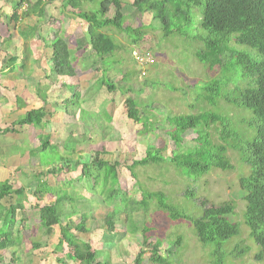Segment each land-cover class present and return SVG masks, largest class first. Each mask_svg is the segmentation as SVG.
I'll return each instance as SVG.
<instances>
[{
  "label": "rangeland",
  "instance_id": "374dc122",
  "mask_svg": "<svg viewBox=\"0 0 264 264\" xmlns=\"http://www.w3.org/2000/svg\"><path fill=\"white\" fill-rule=\"evenodd\" d=\"M35 1L30 0L31 3ZM119 1L123 5L121 10L124 15L123 26H130L131 29L142 26L141 33H144L145 38H142L144 41L141 44L135 46L127 35L116 33L112 29L103 30L102 32L112 39L116 47L112 53L110 62L113 64L109 65L110 68L100 62L93 63V52L87 46L86 25L74 17V11L61 6L64 0H41V6L38 7L39 11L35 15L27 19L21 18L16 23L9 22L8 18L5 19L8 21L7 25L10 24L11 38H17L13 32V27L17 25L21 32L33 29L30 34H26L29 37L27 36L25 45L22 44L23 48L29 45L31 38H35L43 43V46L47 45V49L51 52L48 44L53 36L52 33L59 29L57 38L65 40L69 47L68 57L75 61L70 63L68 70L73 71L74 74H81L82 71L79 72V70H82L81 65L83 64L86 66L85 70L88 71H91L94 65L99 69L95 71L93 81L88 85L91 86L90 90L80 94L82 99L85 97L87 100L83 108L88 111V113H82V122L78 117L77 123L69 118L63 126L53 127V130L57 129L52 133L49 132L53 148L43 153L38 151L35 157L38 166L36 162H32L27 169L23 166L19 167L21 176L19 175L18 178H22L19 179L17 186L23 188L25 197L13 195L11 203L19 201L25 209L15 213V228L20 230V244L8 252L0 250L3 259L0 264L10 263L11 252L14 249L16 257H19V259L16 258L14 264H74L64 258L67 252L65 248L59 252L54 249L57 243L58 228H53L54 236L51 238L42 234L39 228L38 210L34 206L49 204L52 202V197L44 196L37 203L31 195V190L37 181L35 173L45 171L49 165L55 164L58 157L54 153L66 157V150L69 153L74 150L73 158L79 156L81 161L87 162L95 157L96 152L103 153L99 158L115 166L120 189L126 198L130 197L128 202L132 206H128L134 209L132 220L139 232L137 234L126 233L124 216L119 214L114 221L117 228L116 233L119 236L110 238L102 228V220L107 211L116 208V202L110 204L109 207L104 206L98 190L93 187V176L89 179L85 177L77 182L78 170L71 162L66 166V172H62L58 177L45 176V178L42 176L49 186L63 183L60 188H65V191L74 199L72 205L78 214L90 215L86 222L89 234L84 236L75 234L81 240L89 242L92 249L100 253L98 258L100 261H107L109 264H134V259L138 256V264H159L158 259H166L167 264H218L219 262L220 264H264V262H256L253 259L257 248L248 238V231L242 224L246 206L238 186V178L246 172V169L240 166L241 155L238 151L240 147L246 146L253 139L257 125L251 122L252 116L249 111L233 106L228 107L224 102L219 103L217 98L214 99V107L208 103L202 102L201 104V100L196 99L201 95L204 86L208 84L219 83L220 96L223 97L235 90L243 89L249 79L242 77L239 70L229 64L208 70L197 62L194 52L199 50L201 45L192 39L195 35L193 29L199 24L195 13L191 14L192 30L185 31L186 35L183 36V32L179 30L176 34L163 35L160 25H157L159 22L153 23L152 14L145 12L138 15L131 6L133 0ZM6 2L8 5H4ZM14 2L17 0H0V17L6 12L10 14ZM98 4L99 0H96L95 7L82 3L80 8L91 12L97 8ZM23 7L18 10L19 15L24 11L25 6ZM113 11V8H110L108 18L113 15ZM181 27L180 25L178 28ZM169 31H175L174 26L170 27ZM8 41L9 39L6 40ZM56 41H51L50 44L55 43L54 48L60 51ZM238 48L246 51L244 48ZM134 49H148L154 58L155 63L148 68L145 77H140L138 68L131 57ZM247 53L252 58H257L254 52L247 50ZM49 62H51L50 59ZM108 70L111 72L106 74ZM51 72L55 77L53 71ZM104 76L111 82L115 92L108 94L106 89L100 85V80ZM61 78L71 79L68 76ZM70 95L71 92L68 93V97ZM54 99L58 100L57 106L52 102L54 113L64 112L63 106L66 105L59 104L61 94L56 93L52 97V100ZM73 100L76 101V98ZM128 101L136 104L135 109L139 119H143L144 115L147 116L153 130L146 131L140 125L126 119ZM70 104L68 108L73 109L75 103ZM199 108L222 117L223 124L209 127L207 133L211 147L220 145L226 149L224 160L226 167L212 169L202 177L195 178L184 176L181 170L170 168L167 164L174 151L173 142L170 139L173 130L169 117L191 115ZM41 133L44 134L45 131L41 130ZM227 133L229 136L224 137ZM195 138L196 134L193 131H188L183 135L179 145L180 152L191 149L195 145ZM152 148H164L161 155L165 161L163 160L162 164L156 166L133 168L136 178L130 177L127 167L134 161L146 159L153 151ZM30 150L31 148L27 152L29 153ZM40 161L42 162L39 163ZM99 185L102 186L101 183ZM144 191L162 193L167 205L191 219L200 216V202L205 201L207 207L228 204L232 207L229 220L240 224V236L225 243L223 246L225 254L222 259L220 257L223 261H219L217 257L211 255L217 247L211 245L204 247L198 244L186 221H171L164 212L156 208L154 201H151L146 209L134 206L141 200ZM186 191H191L192 195L187 196ZM1 203L7 205L10 201L3 200ZM69 207L70 205L65 203L64 214L69 213ZM71 219L76 223L77 217L73 216ZM21 221L24 222L20 223ZM143 227L150 229L145 235L148 237L145 244L142 243L140 234ZM178 239L180 242L177 244ZM33 242L40 244L39 250H32ZM236 249H247V251L241 255H237L236 251L229 255ZM57 259H62V261L57 262Z\"/></svg>",
  "mask_w": 264,
  "mask_h": 264
},
{
  "label": "trees",
  "instance_id": "16d2710c",
  "mask_svg": "<svg viewBox=\"0 0 264 264\" xmlns=\"http://www.w3.org/2000/svg\"><path fill=\"white\" fill-rule=\"evenodd\" d=\"M95 2L96 0H64L61 6L64 8L68 7L71 11H74V17L86 25L87 46L93 52V63L100 62L105 66L113 64L110 60L116 47L112 43V39L102 32L103 30L112 29L116 33L127 35L135 46L141 44L144 41L142 38L145 37L143 36L144 33H141L142 26L135 29H131L132 27L130 26H123L124 15L121 12L123 5L119 0H99L97 8L91 12L83 11L80 8L82 3H88L95 7ZM23 6H25V9L19 15L18 10L24 8ZM39 6H41V0H36L34 3H31L30 0H17V2H14L13 8H11L10 15L5 18H8L9 22L16 23L21 18L27 19L35 15L39 11ZM131 6L138 15H142L145 12L152 14L153 23L159 22L157 25H160L163 35L176 34L179 31L183 32V36L186 35L185 31L192 30L191 14L195 13L199 19V24L193 29V31L195 30V35L192 39L201 45L200 49L194 52V58L197 62L208 70L229 64L231 67H236L242 77L249 79L243 89L235 90L223 97L220 96L219 83L208 84L206 87L204 86L201 95L196 97V99L197 101L201 100V104L202 102L208 103L211 107H214V99L217 98L219 103L224 102L228 107L233 106L249 111L252 116L251 122L257 125L253 139L246 146L240 147L238 151L241 155L240 166L246 169V172L238 178V186L243 194L242 200L246 206L242 224L248 231V238L257 248L253 259L256 262H264V0H133ZM110 8H113L114 11L113 15L108 18L107 15ZM180 25L182 27L178 28ZM173 26L175 31H169V28ZM28 30L32 31L33 29L30 28ZM59 31L58 29L52 33L53 36L50 42L57 40L56 43L59 45L60 51L54 48L55 43L50 44L49 42L48 44L51 47L52 71L57 77L68 76L75 78L74 72L68 70L70 63L75 61L68 57L69 47L65 40L57 38ZM38 40L41 39L38 38ZM238 47L244 48L246 51L239 50ZM145 50L148 51V49ZM247 50L254 52L257 58H252L247 53ZM10 60L12 61L13 59ZM100 85L106 89L108 94L115 92L111 82L105 76L100 80ZM67 88L74 90L75 86ZM71 92L69 98L59 101V104L66 106H63L64 112L57 114V119L67 116L68 119L75 120V111L73 109L74 106H77V103L73 99L76 98V95L73 91ZM71 102L75 103L73 109L68 108ZM128 103L126 119L140 125L146 131L153 130L147 116L144 115L143 119L138 118V113L135 109L136 104L133 101H128ZM205 111L199 108L191 115L169 117L173 130L171 131L170 139L173 142L174 151H172L167 164H169L170 168L181 170L183 172L182 175L187 177L199 178L212 169L216 170L226 167L224 162L226 149L220 145L211 147L208 143L209 135L207 133L209 127L223 124L222 117L214 112ZM82 113L84 111L78 114L79 119H81ZM46 116V111L43 108L31 110L20 120L13 123L11 127L0 129V134L14 133L16 132L15 127H32L38 131L36 146L29 152L30 163L36 162L37 164L38 161L35 160V157L38 151L43 153L47 149L53 148L52 144L50 145V138L42 135L40 131L45 126ZM188 131H193L196 134L195 145L185 152H180L179 145L182 136ZM225 136L228 137L229 133L225 134ZM154 149L153 153H149L146 159L134 161L127 167L130 177L136 178L133 168L148 165L156 166L162 164L163 160L165 161L163 155H161L164 148ZM66 151V157L54 153L58 157L55 164L49 165V168L45 171H37L35 173L37 181L31 190L32 198L38 203L44 196L52 197V202L49 204L34 206L38 210L39 228H41L42 234L44 233L49 238L54 236L53 228H58L57 243L54 249L59 252L65 248L67 252L64 258L70 262L74 264H109L107 261H100L98 259L100 253L93 250L89 242L83 241L77 236L89 234L86 222L90 215L78 214L72 205L74 199L65 191V188H60L63 183L49 186L44 181L45 176L58 177L62 172H66V166L70 162L78 170L77 182L85 177V179H89L93 176V187L98 190L104 206L109 207L110 204L116 202V208L107 211L102 220V228L110 238L119 236L116 233L117 228L114 224L115 218L119 214L124 216L126 233L137 234L139 232L138 227L132 220L134 209L128 206H132L128 202L130 197L126 198L120 189L115 166L109 164L105 159L99 158L103 153L96 152L95 157L87 162L81 161L78 158L79 156L73 158L74 150H71L70 153L68 150ZM100 183L102 186L99 185ZM12 186L13 184L10 181L0 183V250H5L6 252L20 244V230L15 228V213L25 210L24 205L19 203V201L11 203L13 195L15 197H25L22 187L13 189ZM186 195L190 197L192 192L186 191ZM3 200L10 201V203L4 205L1 203ZM151 201H154L156 208L164 212L171 221H186L198 244L204 247L208 245L217 247V250L213 251L211 255L212 257H217L219 261H223L221 259L225 254V249L223 248L225 243L227 244L232 239L240 236V224L229 220L232 207L228 204L207 207L205 201L200 202V216L191 219L167 205L164 202L165 199L162 193L144 191L141 200L134 206H139V209H146ZM65 203L70 205V210L67 214L63 213ZM73 216L77 217L76 223L71 219ZM23 222L21 221L20 223ZM149 231L150 229L146 227L141 229L140 234L142 235L143 244L147 242L148 237L145 235ZM179 242L180 240L178 239L176 243L178 244ZM31 246L32 250L40 249V244L37 242H33ZM235 251L237 255H241L247 249H236L229 255ZM16 258L19 259L18 256L16 257L14 249L11 252L10 263L8 264H14ZM61 261L62 259H57V262ZM0 262H3L2 253H0ZM138 263L139 257L136 256L134 264ZM158 263L167 264V261L166 259H158Z\"/></svg>",
  "mask_w": 264,
  "mask_h": 264
},
{
  "label": "crops",
  "instance_id": "0c3cea01",
  "mask_svg": "<svg viewBox=\"0 0 264 264\" xmlns=\"http://www.w3.org/2000/svg\"><path fill=\"white\" fill-rule=\"evenodd\" d=\"M4 5H8V2ZM6 15L9 16L10 14L6 12L4 16ZM4 16L0 18H4ZM5 19H0V129L11 127L13 123L31 110L43 108L46 111L47 119L45 126L41 129L45 131L42 135L50 138L49 132L52 133L57 130H53V127L63 126L68 120L67 116L57 119V114L62 111L53 114L52 102L57 106L58 100H52V97L59 93L61 94L59 101H62L69 98V92L75 90L77 106H74L73 109L75 111V120L73 121L77 123L78 114L83 111L88 112L83 108L87 100L85 97L82 99L80 94L90 90L91 86L88 85L93 81L95 71L99 67L94 65L92 70L88 71L85 70L84 64H80L82 70L79 72L82 71V73H75V80H73L74 78L65 80L61 77L52 76V61L49 62L51 52L47 49L48 46H43V43L31 38L29 45L23 48L22 44L25 45L27 42L28 35L26 34H30L31 30H22L21 32L17 25L13 27V32L17 38H11L10 24L7 25L8 21ZM7 39H9L8 42H6ZM109 65L111 66V64ZM109 65L106 66L110 68ZM110 70L106 74L111 72ZM68 81L70 82L68 83ZM72 86H75L74 90L67 88ZM42 90L43 95L41 94ZM79 121L82 122L81 119ZM15 130L14 133L0 134V183L10 181L13 184V189L19 187L17 186L18 181L22 178H18L21 174L19 167L23 166L24 169H27L28 165L31 164L30 153L27 151L36 146L38 134V131L32 127H15Z\"/></svg>",
  "mask_w": 264,
  "mask_h": 264
},
{
  "label": "built area",
  "instance_id": "2783aa9c",
  "mask_svg": "<svg viewBox=\"0 0 264 264\" xmlns=\"http://www.w3.org/2000/svg\"><path fill=\"white\" fill-rule=\"evenodd\" d=\"M132 57L138 68L140 77H144L148 68L154 63L153 56L147 50L134 49L132 51Z\"/></svg>",
  "mask_w": 264,
  "mask_h": 264
}]
</instances>
